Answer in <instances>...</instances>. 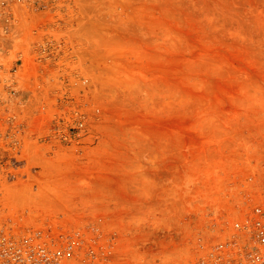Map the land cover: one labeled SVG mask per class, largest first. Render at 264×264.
Returning <instances> with one entry per match:
<instances>
[{"label":"rangeland","instance_id":"obj_1","mask_svg":"<svg viewBox=\"0 0 264 264\" xmlns=\"http://www.w3.org/2000/svg\"><path fill=\"white\" fill-rule=\"evenodd\" d=\"M0 163V230L187 260L264 191V0H7Z\"/></svg>","mask_w":264,"mask_h":264},{"label":"built area","instance_id":"obj_2","mask_svg":"<svg viewBox=\"0 0 264 264\" xmlns=\"http://www.w3.org/2000/svg\"><path fill=\"white\" fill-rule=\"evenodd\" d=\"M0 5L6 7L7 0ZM187 256L173 263L160 258L155 264H264V191L261 198L242 201L230 219L212 222L208 235H194ZM0 264H118V252L115 243L105 245L101 235L81 230L51 236L2 229Z\"/></svg>","mask_w":264,"mask_h":264}]
</instances>
